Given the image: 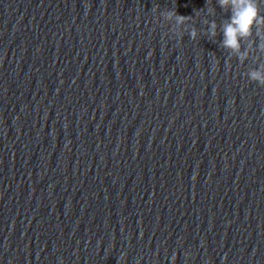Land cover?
<instances>
[{
    "label": "clouds",
    "instance_id": "9594fccd",
    "mask_svg": "<svg viewBox=\"0 0 264 264\" xmlns=\"http://www.w3.org/2000/svg\"><path fill=\"white\" fill-rule=\"evenodd\" d=\"M221 8H226L229 4L232 5V15L230 23H225L223 26V46L230 48L234 52L240 50V38H247L252 35L253 27L257 25H264V16L260 14L259 7L256 0H219ZM200 11V10H198ZM169 20H175L177 25H183L189 19L190 16L180 15L175 9H169L166 15ZM216 24L211 22L210 35H216ZM188 35L194 40L196 38V31L192 29L188 32ZM251 78L254 81H259L261 85H264V72L252 71Z\"/></svg>",
    "mask_w": 264,
    "mask_h": 264
}]
</instances>
